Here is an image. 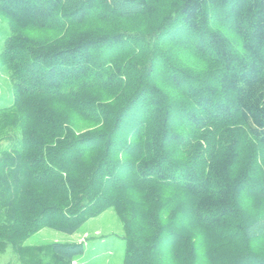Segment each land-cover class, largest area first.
Returning <instances> with one entry per match:
<instances>
[{
  "label": "trees",
  "instance_id": "16d2710c",
  "mask_svg": "<svg viewBox=\"0 0 264 264\" xmlns=\"http://www.w3.org/2000/svg\"><path fill=\"white\" fill-rule=\"evenodd\" d=\"M0 15V254L72 264L82 244L23 243L112 209L123 264H153L157 243L177 264H264V0H0Z\"/></svg>",
  "mask_w": 264,
  "mask_h": 264
},
{
  "label": "rangeland",
  "instance_id": "374dc122",
  "mask_svg": "<svg viewBox=\"0 0 264 264\" xmlns=\"http://www.w3.org/2000/svg\"><path fill=\"white\" fill-rule=\"evenodd\" d=\"M9 34L7 20L0 15V51ZM13 94L7 71L0 64V108L12 104ZM5 143L0 144L4 147ZM245 210L251 209L249 204ZM50 243L82 244L83 253L74 259L72 264H123L124 240L122 224L112 209L105 210L97 217L86 221L73 234H65L44 228L24 241V246H36ZM149 253V251L147 250ZM234 253V252H233ZM153 264H177L171 247L167 243H157L150 250ZM0 264H20L10 246L0 254Z\"/></svg>",
  "mask_w": 264,
  "mask_h": 264
}]
</instances>
